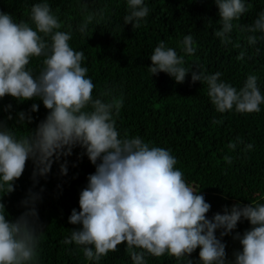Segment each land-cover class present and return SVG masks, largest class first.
Listing matches in <instances>:
<instances>
[{
	"label": "clouds",
	"instance_id": "9594fccd",
	"mask_svg": "<svg viewBox=\"0 0 264 264\" xmlns=\"http://www.w3.org/2000/svg\"><path fill=\"white\" fill-rule=\"evenodd\" d=\"M221 27L215 31L222 44L232 43L230 34L233 21L248 11L244 0H214ZM128 14L124 24L139 28L149 15L144 0H127ZM31 23L14 22L12 16L0 12V98L10 95L18 102L39 99L48 113L28 135H17L5 121H0V264H39L43 230L38 225L37 193L22 201L26 210L16 219H7L8 213L2 197L14 192L15 181L24 173L31 159L33 179L46 177L54 162L71 156L73 149L84 150L95 171L88 175L87 185L79 194V208L72 209L69 223L78 225L64 244L81 248L87 261L99 264L109 252L118 251L126 244V253L133 264H147L146 255L161 257L167 254L183 261L199 248L201 264H264V204H233L225 206L223 214L217 212L209 219L206 214L211 205L199 191L186 183L184 174L177 169V159L161 147L150 146L141 137H121L116 127V117L123 106V98L102 91L93 98L95 88L88 69L82 66V51H75L69 44V31H61L63 24L54 15L47 2L36 3L31 8ZM105 19L104 10L87 12L77 26L86 35L94 20L97 25ZM247 44L254 46L256 33L264 34V12L251 25H240ZM181 52L187 56L196 53V41L191 34L180 42ZM240 47V44H234ZM259 51V49H257ZM242 50L238 60H243ZM33 57H44L38 75L27 67ZM149 72H164L177 83H183L189 73L185 55H180L160 41L150 55ZM195 64V63H194ZM191 81L207 85V95L219 113L232 111L259 113L264 95L258 87V77L249 74L239 91L220 79L222 73L207 74L195 64ZM12 105L6 106L11 109ZM33 103L30 112L38 111ZM16 122H31L32 116L24 111L17 114ZM8 120L13 117L9 113ZM220 123V121H213ZM229 143L235 150L237 144ZM248 143L243 151L252 150ZM228 164L231 156H225ZM60 172L67 175V160L60 164ZM251 228L243 234L236 232L242 248L233 252L229 261L226 245L220 237L232 234L241 219ZM186 264H192L186 259Z\"/></svg>",
	"mask_w": 264,
	"mask_h": 264
},
{
	"label": "trees",
	"instance_id": "16d2710c",
	"mask_svg": "<svg viewBox=\"0 0 264 264\" xmlns=\"http://www.w3.org/2000/svg\"><path fill=\"white\" fill-rule=\"evenodd\" d=\"M43 2L50 5L52 13L62 22L61 31H69L68 25L72 26L69 44L75 51L84 53L82 66L88 69L87 77L95 85L93 98L107 100L109 97H100V93L108 90L123 98L116 117L121 137L139 136L150 146L169 150L177 159L175 167L183 172L186 183L211 205L206 214L209 219L217 212L223 214L225 206L230 210L237 202L241 206L264 204V104L260 105L259 113L241 114L234 109L219 113L207 95V85L191 81V72L198 70L195 64L201 65L207 74L219 71L220 79L238 91L247 76L254 74L264 95V38L250 46L245 39L248 33H241L239 27L251 25L264 12V0H244L248 11L233 21L236 27L230 34L232 43L226 45L215 36L222 25L214 0H144L150 9L149 15L134 29L123 20L128 14L127 0H0V12L10 14L14 22L25 21L34 28L31 8ZM101 9L105 19L100 25L94 20L87 34L81 35L77 26L84 15ZM188 34L196 41L193 56L181 52L180 42ZM160 41L185 55L184 66L191 69L183 83H177L164 72L153 76L149 72L150 55ZM237 43L240 47L233 46ZM242 50L245 57L238 60ZM43 59H30L27 67L34 75H38ZM33 103L39 108L30 112ZM9 104L12 108L6 110ZM21 111L32 116L31 122H16ZM48 111L39 99L18 102L10 95L0 98V121H5L17 135H28ZM9 113L12 120L7 119ZM237 137L243 143H238L235 150L229 149V143L237 142ZM248 143L253 145L252 150L243 151ZM83 152L80 147L74 148L71 156L61 157L46 177L37 176L35 181L34 165L29 159L23 175L15 181L14 192L2 197L8 213L6 218L14 220L26 210L22 201L30 191L39 195L37 223L43 230L39 264H96L87 261L74 243H63L79 227L69 223L68 217L73 208L80 210V191L86 187L88 175L95 171ZM225 156H231V164L225 161ZM65 160L68 172L62 175L60 164ZM250 228V223L242 218L232 234L220 237L217 230V237L226 245L229 261L233 259V252L242 248L233 236ZM118 249L109 252L99 264H133L126 253V244H120ZM199 250L183 261L167 254L159 258L146 255V261L147 264H186V259H190L192 264H201Z\"/></svg>",
	"mask_w": 264,
	"mask_h": 264
}]
</instances>
